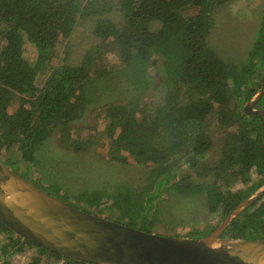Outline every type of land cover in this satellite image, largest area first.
Wrapping results in <instances>:
<instances>
[{"label": "trees", "instance_id": "trees-1", "mask_svg": "<svg viewBox=\"0 0 264 264\" xmlns=\"http://www.w3.org/2000/svg\"><path fill=\"white\" fill-rule=\"evenodd\" d=\"M231 1L0 0V154L19 153L17 161L7 155L2 161L16 172L18 161L36 164L37 151L55 131L62 145L88 152L93 143L74 138L71 125L98 108L102 135L109 139L103 157L145 167L143 183L114 193L86 190L73 200L55 184L65 192L63 200L150 232L158 223L155 201L165 193L206 194L209 211L223 220L264 186V115L244 110L262 85L264 20L247 61L226 59L210 46L209 36L215 9ZM88 19L93 43L77 52L74 63L70 47L62 55L58 45ZM27 43L36 48L34 61L26 56ZM157 69L161 81L154 86L151 73ZM152 89L157 99L149 97ZM255 108H264V96ZM211 116L224 138L209 164L204 159L214 144ZM239 181L244 186L235 188ZM215 227L185 237H205ZM0 235L1 264H16L10 257L31 247L63 264H94L52 252L1 223ZM221 238L264 239V194ZM41 263L40 255L29 262Z\"/></svg>", "mask_w": 264, "mask_h": 264}, {"label": "rangeland", "instance_id": "rangeland-1", "mask_svg": "<svg viewBox=\"0 0 264 264\" xmlns=\"http://www.w3.org/2000/svg\"><path fill=\"white\" fill-rule=\"evenodd\" d=\"M214 15L215 26L209 36L210 46L228 60L245 63L263 24L264 0H232L231 3L217 7ZM88 20L80 21L72 36L61 41L58 45V52L62 55L66 54L67 45L70 47L69 52L74 63L79 59L77 52L84 50L93 43L91 34L93 21ZM36 54V48L31 43H27L26 56L34 61ZM151 77L154 80V86L155 80L157 84L160 83V70L157 69L151 73ZM156 91V89L149 91L151 99H157ZM161 95H163V91H161ZM18 103L19 99L15 98L13 105ZM99 113L98 108L90 109L81 119L71 125V133L74 138H88L93 143V148L91 146L88 152H75L71 147L62 145L60 133L55 131L37 151L39 161L36 164L18 161V172L28 173L30 176L26 175L25 177L29 178L30 181L61 199H67L65 192L73 200L74 195L86 190L90 192L106 189L114 193L123 185L141 186L143 183L141 174L147 170L145 167L137 164L111 163L103 157L108 152L109 139L102 135L105 123L99 121ZM209 121L211 123L209 132L214 144L204 162L212 164L219 155L220 144L224 138V129L216 117L211 116ZM6 155L14 156L13 161L19 160V153L11 155L5 150L0 154V159L5 160ZM196 179L203 181L201 178ZM242 186L244 183L241 181L234 185L235 188ZM107 202L105 200L104 205ZM155 203L158 206V223L149 229L150 232L185 237L191 231L215 227L222 221L218 215L209 211L206 194L181 197L176 194L165 193ZM1 237L2 235H0ZM38 255L42 258L41 264H63L62 260L48 253H42L37 247L14 253L10 260L16 264H29L33 257Z\"/></svg>", "mask_w": 264, "mask_h": 264}, {"label": "water", "instance_id": "water-1", "mask_svg": "<svg viewBox=\"0 0 264 264\" xmlns=\"http://www.w3.org/2000/svg\"><path fill=\"white\" fill-rule=\"evenodd\" d=\"M264 96V73L246 113ZM264 194L243 200L207 236L148 232L84 211L43 190L0 160V223L60 255L94 264H264V239L221 238L228 225Z\"/></svg>", "mask_w": 264, "mask_h": 264}, {"label": "built area", "instance_id": "built-area-1", "mask_svg": "<svg viewBox=\"0 0 264 264\" xmlns=\"http://www.w3.org/2000/svg\"><path fill=\"white\" fill-rule=\"evenodd\" d=\"M0 264H1V262H0Z\"/></svg>", "mask_w": 264, "mask_h": 264}]
</instances>
